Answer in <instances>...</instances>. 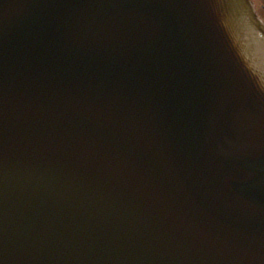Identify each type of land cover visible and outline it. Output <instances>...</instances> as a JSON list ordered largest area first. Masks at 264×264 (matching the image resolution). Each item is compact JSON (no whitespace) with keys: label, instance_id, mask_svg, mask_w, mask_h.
Returning <instances> with one entry per match:
<instances>
[{"label":"water","instance_id":"water-1","mask_svg":"<svg viewBox=\"0 0 264 264\" xmlns=\"http://www.w3.org/2000/svg\"><path fill=\"white\" fill-rule=\"evenodd\" d=\"M0 264H264L249 0H0Z\"/></svg>","mask_w":264,"mask_h":264},{"label":"flooded vegetation","instance_id":"flooded-vegetation-1","mask_svg":"<svg viewBox=\"0 0 264 264\" xmlns=\"http://www.w3.org/2000/svg\"><path fill=\"white\" fill-rule=\"evenodd\" d=\"M255 13L264 23V0H251Z\"/></svg>","mask_w":264,"mask_h":264}]
</instances>
